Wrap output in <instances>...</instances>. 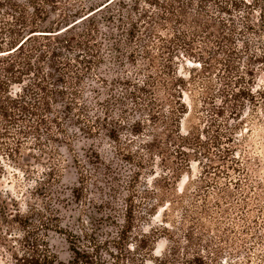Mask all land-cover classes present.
<instances>
[{"label": "trees", "instance_id": "1", "mask_svg": "<svg viewBox=\"0 0 264 264\" xmlns=\"http://www.w3.org/2000/svg\"><path fill=\"white\" fill-rule=\"evenodd\" d=\"M137 13L139 21L133 18ZM187 60L198 65L194 71L203 77L198 95L192 71L191 82L179 74V62ZM104 65L111 77L100 78L108 86L105 92L88 90L98 106L94 109L85 97V84ZM263 66L264 0H0V179L21 190L12 181L23 178L30 185L25 198L44 201L42 207L25 204L7 191L8 202L0 198V247L11 253L9 264H147L161 230L152 224L160 207L179 208L181 220L171 223L191 220L196 225L194 206L183 205L187 195L178 192L183 171L198 161L206 167L205 177L217 175L222 172L217 161L235 159L227 146L240 139L223 130L228 120L237 127L250 111L248 130L264 128V87L257 89L256 83ZM129 67L127 73L134 72L136 80L117 76L119 68ZM61 108L87 139L104 133L121 146L128 135L130 143L142 137L139 145L145 151L124 155L135 165L127 180L105 167L108 189L97 186L98 202L87 220H80L81 234L62 233L69 244L68 263L59 260L47 241L53 229L63 231L55 225L59 218L51 188L60 183L65 161L55 158L62 154L53 144L64 143L75 152L66 139L64 119L56 114ZM99 109L101 115L93 118L90 113ZM187 116L199 124L189 126ZM259 137L264 139L261 133ZM75 163L82 168L78 157ZM89 163L104 165L99 154ZM39 168L43 178H36ZM89 177L81 172L80 187L73 190L79 202ZM242 202L248 208V200ZM186 237L202 242L193 232ZM177 251L173 247L154 264H170Z\"/></svg>", "mask_w": 264, "mask_h": 264}, {"label": "rangeland", "instance_id": "2", "mask_svg": "<svg viewBox=\"0 0 264 264\" xmlns=\"http://www.w3.org/2000/svg\"><path fill=\"white\" fill-rule=\"evenodd\" d=\"M21 1L24 2L25 0ZM75 1H83V3L88 4L90 1L94 2L95 0H72V3H75ZM107 1L101 0V3L104 4ZM142 5L148 7L143 3ZM139 17V13L133 16L137 20ZM52 19H55V16ZM103 24L106 23L100 21L99 25L101 29L105 32L108 31L104 30ZM114 32L119 38L120 32H117L115 29ZM125 40V37L121 38V42H123L122 50L126 55ZM101 42L104 44L107 43L102 40ZM106 45H109V43ZM106 53L109 52L106 51L104 53L107 59V65L112 66L109 64L110 54L106 55ZM124 60L127 62L125 57L123 58ZM195 68H199L198 65H194L189 60L185 61V63L179 62L180 76L190 82V74L192 71V75L195 77L194 90L195 94L198 95L202 88L200 81L203 77L196 74L197 72L194 71ZM128 70H130V67L123 70L119 68L117 76L129 77L131 80H136L138 77H136L135 73H127ZM120 72H123V75ZM100 78H111L108 73V67L105 65L101 70H94L89 75V80L85 84V91H87V96L85 97L90 102L88 104L93 106L94 109L98 108V106H94V100L88 90H92V87H94L105 92L108 87L102 84ZM256 83L257 89L264 87V66L261 67L256 76ZM186 101L187 103L190 102L188 98ZM248 112L250 115L241 122V125L234 127L237 123L227 119L229 123L226 122V125L223 127V130L227 131V134L231 137L235 133L238 134L236 137L240 141L227 146L235 151V159L229 155L231 156L229 161L225 163L217 161L215 163L218 166L216 168H221L222 172L218 173L219 171H216L218 173L217 175L211 173L205 177L204 172L206 167L198 161H192V168L183 171V178L179 182L178 192L181 193L184 191V194H181L182 197L187 195L183 205L194 206L195 219H197L195 222L196 225H192L191 220L184 222L183 225L171 223L173 219L177 221L181 220V211L179 208L175 211H172L171 208L165 211V208L160 207L159 214L153 220L152 224L155 228H160L161 230L157 239L155 254L147 264H154V261L158 257L164 258V256L169 254V251H173V247H178V251L170 264H264V139L259 137L260 133L264 135V128L260 129V132L251 133L248 129L251 125L249 122L252 112ZM56 114L64 119L65 135L68 137L66 139L71 143V147H73L75 152L70 151L64 143L53 144V147L62 154L61 157L55 155V158H60L62 162L65 161L62 165L64 168L61 169L60 173V183L55 184L51 188V195L53 196L52 203L57 209L55 214L59 218L55 222V225H59L63 231L53 229V231L47 233V241L51 250L57 255L59 260L68 263L70 260L69 244L66 236L62 233L73 232L78 235L81 234L80 228L82 225L80 220L83 219V221H86L87 214L93 213L94 211V201L98 202L97 186L105 190L108 189V185L105 182V174H108V171L105 167H111L122 179L127 180L132 175L135 165H131L127 161L130 159H125L126 157L124 155H129L134 152L136 154H145V151H142L139 145L142 137L130 143L132 136L128 135L122 138L123 142L121 146L110 140L104 133L101 137L87 139L80 133L78 127L75 126L72 120L64 118L63 108L57 110ZM90 115L93 118L101 115L100 109L97 112L90 113ZM116 118H118V115ZM186 118H189V126L199 124V121L192 118V116H187ZM230 124H232L231 128H229ZM55 133L58 135L57 131ZM60 136L63 139L65 138L63 134ZM96 154L100 155L104 165L95 167L89 163L90 158H94ZM77 157L82 161V165L84 166L81 169L75 163ZM191 159L193 160L194 158L191 157ZM44 161L46 165L50 166L48 156ZM26 162H30L29 164L32 165L35 164L34 159L30 158H26ZM9 170L12 171V169ZM40 172L41 168H39ZM81 172L90 177L88 178V191L86 192L85 198L79 202L74 197L73 190L80 187ZM200 176L202 178L205 177V180L197 182L200 180ZM43 177L41 173L39 176H36V178ZM147 177L148 175L145 174L142 181ZM23 180V178H20V182L19 180L12 181V183H19L21 186L20 190L18 186L9 183L7 179H0L1 200L8 202V198L5 196V192L7 191L9 196H18L20 202L42 207L44 201L35 200V198H25L26 188L30 187V185L26 183V180L25 182ZM192 180L194 181L191 182ZM236 182L239 183V186L236 185ZM37 187L39 185L31 186L33 189ZM21 193L24 195L22 196ZM229 193H232L230 199L226 198L227 195H230ZM89 198L92 199V202H90ZM242 199L248 200V208L244 206ZM119 206H123V202L119 201ZM205 210L208 211V218L204 214ZM166 222L169 224H166ZM163 223L164 225H162ZM164 228H168L170 231ZM188 231L193 232L196 238H201L202 242H198L197 240L189 242L186 237ZM2 233H6L4 227L2 228ZM11 261V253L0 247V264H9Z\"/></svg>", "mask_w": 264, "mask_h": 264}]
</instances>
